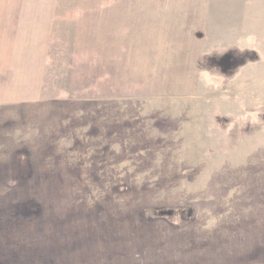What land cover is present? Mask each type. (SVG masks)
Here are the masks:
<instances>
[{"label":"rangeland","instance_id":"obj_1","mask_svg":"<svg viewBox=\"0 0 264 264\" xmlns=\"http://www.w3.org/2000/svg\"><path fill=\"white\" fill-rule=\"evenodd\" d=\"M3 1L0 264H264V0Z\"/></svg>","mask_w":264,"mask_h":264},{"label":"crops","instance_id":"obj_2","mask_svg":"<svg viewBox=\"0 0 264 264\" xmlns=\"http://www.w3.org/2000/svg\"><path fill=\"white\" fill-rule=\"evenodd\" d=\"M23 5V2H6V1H3L1 2V5H0V22L2 23L3 26V30L6 31L7 28L9 27V29H11V34L14 33V34H17L19 33L21 36H23V30L22 28H18L17 25L18 24H23V22L21 21V19H25L27 17L24 18V8L22 7ZM29 18L31 19L28 23H30V25H37V24H44V25H48L49 23V17H42L41 18V21L37 20V22H35L33 20L32 17L29 16ZM3 20V22H2ZM43 26V25H42ZM34 29V28H33ZM33 29L29 30V31H26L25 34L27 35L28 33H30L31 35H34V39L37 40V37H36V34L35 32L33 31ZM35 31L41 35H44L45 34V31L46 29L42 27V30L40 31L39 29L35 28ZM6 33L7 32H4V37L5 38H1V43H2V46H5L7 44V37H6ZM27 40H30L29 37H26ZM45 39V38H43ZM42 43L44 44V40H42ZM38 46V44H37ZM39 49V48H38ZM38 49H26V51H33L34 50V55H37V51H38V55L37 56H45L46 53L45 52H42L44 50H39ZM23 50V49H22ZM18 54H14V56H17ZM27 56H31V53H28ZM37 56H34V57H37ZM6 239H9L6 237ZM222 244L224 246V244H230V241H228V238H227V235L224 234L223 236V240H222ZM225 247V246H224ZM258 247V246H257ZM258 250V249H256Z\"/></svg>","mask_w":264,"mask_h":264},{"label":"clouds","instance_id":"obj_3","mask_svg":"<svg viewBox=\"0 0 264 264\" xmlns=\"http://www.w3.org/2000/svg\"><path fill=\"white\" fill-rule=\"evenodd\" d=\"M203 84L205 87H213L218 88L220 87V81H218L211 70H205L203 72Z\"/></svg>","mask_w":264,"mask_h":264}]
</instances>
